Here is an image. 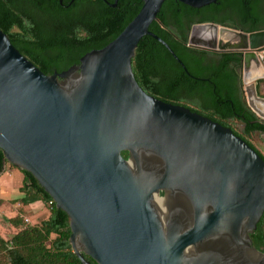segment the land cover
Wrapping results in <instances>:
<instances>
[{
  "label": "water",
  "instance_id": "water-1",
  "mask_svg": "<svg viewBox=\"0 0 264 264\" xmlns=\"http://www.w3.org/2000/svg\"><path fill=\"white\" fill-rule=\"evenodd\" d=\"M143 1L107 46L52 75L0 28V148L6 166L31 172L68 214L70 243L82 264H91L86 255L98 264H264V252L250 236L264 213V158L231 127L139 85L132 59L146 35L187 70L150 31L166 0ZM177 1L201 8L219 0ZM189 44L242 52L244 82L254 65L262 72L257 79L264 78V29L199 24ZM255 81L248 93L264 103ZM255 109L264 120V109ZM161 191L165 198L184 192L194 218L185 217L182 205L163 215L155 202Z\"/></svg>",
  "mask_w": 264,
  "mask_h": 264
},
{
  "label": "trees",
  "instance_id": "trees-1",
  "mask_svg": "<svg viewBox=\"0 0 264 264\" xmlns=\"http://www.w3.org/2000/svg\"><path fill=\"white\" fill-rule=\"evenodd\" d=\"M85 2L79 8L64 13L59 0H0V28L13 45L28 57L45 74L61 73L81 63V58L92 50L102 49L113 41L136 17L144 1L132 0L129 12L121 9ZM129 0H125L129 4ZM228 9L223 16L209 15L199 22L227 25L245 32L264 29V0H219ZM213 4L201 8L211 7ZM193 13L195 8L177 0H166L151 24L150 31L162 38L183 62L186 69L157 39L144 36L132 59V67L139 85L150 95L165 102L184 105L220 124L231 127L264 158L248 136L264 133L261 119L236 94L228 82L233 77L230 63L241 65V52L213 53L214 62L205 63L207 50L189 44V31L183 37L170 33L167 12L177 16L178 10ZM83 11L82 15L77 14ZM123 11H126L123 9ZM258 95L264 97L257 87ZM244 125L242 133L232 125ZM129 158L128 151L123 152ZM16 167L15 165H12ZM19 168V167H17ZM20 169V168H19ZM24 175L20 188L22 197L16 200L22 207L41 201L48 208L49 216L37 224H29L18 214L9 219L18 231L5 239L0 234V264H82L70 243L72 233L68 214L56 203L49 205L52 197L29 171ZM6 171V158L0 148V174ZM161 194H164L163 192ZM253 246L264 252V213L251 233ZM91 264H98L90 256Z\"/></svg>",
  "mask_w": 264,
  "mask_h": 264
},
{
  "label": "rangeland",
  "instance_id": "rangeland-1",
  "mask_svg": "<svg viewBox=\"0 0 264 264\" xmlns=\"http://www.w3.org/2000/svg\"><path fill=\"white\" fill-rule=\"evenodd\" d=\"M264 57V52L262 53ZM264 64V62H263ZM256 90L257 87L260 88V92L264 94V78L257 79L255 81ZM244 90L248 93L249 85L244 82L243 84ZM258 95V92H257ZM261 98H264L261 95H258ZM249 105L252 110L259 116L255 107H259L264 109L261 104L254 103L251 100V95H249ZM255 106V107H254ZM231 125L240 133H242L244 125L238 121H232ZM250 141L254 144V146L264 155V133L254 132L251 136H248ZM12 166V164H11ZM13 176H10L7 171L0 174V234L5 239H10L12 235H14L18 229L11 224L9 221L10 218L21 214L27 218H29V224H37L41 222L43 219L48 217L49 212L47 211V206H44L43 210H36L33 207H22L16 200L22 197V192L19 187V180L21 172L19 168L13 167ZM164 191H161V193ZM169 195L165 198L164 194H161V197L165 200L164 202V210L166 209L170 212L173 210L174 207L177 205H182L183 211L185 213L186 218H194V208L192 202L190 201L189 197L181 191H177L175 194L171 192L168 193ZM159 197L157 198V200ZM210 207H206L204 209V213H208ZM222 237V234H221ZM198 250V249H197ZM255 258V257H254ZM256 262L259 261L258 258H255Z\"/></svg>",
  "mask_w": 264,
  "mask_h": 264
},
{
  "label": "flooded vegetation",
  "instance_id": "flooded-vegetation-1",
  "mask_svg": "<svg viewBox=\"0 0 264 264\" xmlns=\"http://www.w3.org/2000/svg\"><path fill=\"white\" fill-rule=\"evenodd\" d=\"M52 2L53 0H48L49 4H52ZM84 2L85 0H59V4L65 9L64 13L65 12L69 13L70 8H74V9L79 8L80 5H82ZM88 2L99 4L102 6H109V7L111 6L113 7V9H121L122 14L129 12V10L133 8L132 0L128 1L129 4H126L125 0H118L116 6H113V4L115 3V0H89ZM254 4L255 5L260 4V0H256ZM123 9L126 11H123ZM227 11L228 9L224 7L222 5V2L220 1H218L211 7L209 6L207 9L206 8L196 9V11L193 13H187L179 9L177 12V16H174L173 12L168 11L167 18L169 19V22H170V27H169L170 29L168 31L172 34L173 32L176 33L179 37L180 36L183 37V35L187 31H189V40H190L191 34L196 25L213 23V22H199L201 18H204L209 15H214V14L218 16H223L224 14L227 13ZM82 12L83 11H79L77 14L82 15ZM214 24H217V23H214ZM217 25L227 26V25H221V24H217ZM200 49H204V48H200ZM204 50H207L209 52L204 59V62L208 64L214 62L213 53H221L219 51L210 50V49H204ZM229 67H230V70L233 72V77L229 78L228 82H231V84H233L237 92L236 94L240 97L241 100H246L248 106L250 107L248 93L244 90V87H243L244 79H245L243 59H242L241 65H237L236 62H231ZM251 100H252V97H251Z\"/></svg>",
  "mask_w": 264,
  "mask_h": 264
},
{
  "label": "bare ground",
  "instance_id": "bare-ground-1",
  "mask_svg": "<svg viewBox=\"0 0 264 264\" xmlns=\"http://www.w3.org/2000/svg\"><path fill=\"white\" fill-rule=\"evenodd\" d=\"M205 32L207 33V35H212V30H211V29H207V31H205ZM261 75H262L261 70H260L256 65H254V66L252 67L250 73H249L248 76H247V79H248L247 84L250 86V88L253 86L255 79H257V78L260 77ZM252 101H253L255 104L258 103V104H261L262 106H264V103L261 102V101H259V100L257 99V97L254 96V94H252ZM157 198H158L157 195H155V202L157 203V205H158L159 207H161V210H162L163 215H164L165 210H164V206H163V205H164L165 200L162 199V198H159V199L157 200ZM162 217H164V216H162ZM162 219H163V218H162ZM77 245H78V243H77Z\"/></svg>",
  "mask_w": 264,
  "mask_h": 264
},
{
  "label": "crops",
  "instance_id": "crops-1",
  "mask_svg": "<svg viewBox=\"0 0 264 264\" xmlns=\"http://www.w3.org/2000/svg\"><path fill=\"white\" fill-rule=\"evenodd\" d=\"M7 171H8V173H9L10 176H13L14 175V173H13V166H11V164H7ZM20 172H21V175H20V180H19V187L21 188V186L23 184V180H24V175H23V173H22L21 170H20ZM44 206L45 205H44L43 202L38 201L36 203H33V204L29 205L28 207H33L36 210H43ZM48 216H49V214H48Z\"/></svg>",
  "mask_w": 264,
  "mask_h": 264
},
{
  "label": "built area",
  "instance_id": "built-area-1",
  "mask_svg": "<svg viewBox=\"0 0 264 264\" xmlns=\"http://www.w3.org/2000/svg\"><path fill=\"white\" fill-rule=\"evenodd\" d=\"M55 203V201L52 199L50 202H49V205H53ZM26 222H30L29 218L26 217Z\"/></svg>",
  "mask_w": 264,
  "mask_h": 264
}]
</instances>
